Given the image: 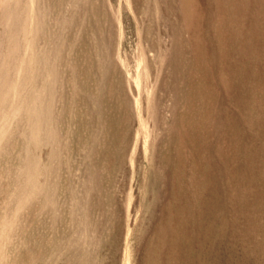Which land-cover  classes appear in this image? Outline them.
Instances as JSON below:
<instances>
[{
  "label": "rangeland",
  "instance_id": "rangeland-1",
  "mask_svg": "<svg viewBox=\"0 0 264 264\" xmlns=\"http://www.w3.org/2000/svg\"><path fill=\"white\" fill-rule=\"evenodd\" d=\"M0 264H264V0H0Z\"/></svg>",
  "mask_w": 264,
  "mask_h": 264
}]
</instances>
